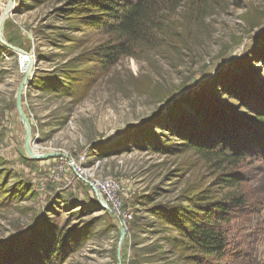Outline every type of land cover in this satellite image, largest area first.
I'll list each match as a JSON object with an SVG mask.
<instances>
[{"label": "rangeland", "instance_id": "rangeland-1", "mask_svg": "<svg viewBox=\"0 0 264 264\" xmlns=\"http://www.w3.org/2000/svg\"><path fill=\"white\" fill-rule=\"evenodd\" d=\"M75 2L11 0L0 30V264H44L38 244L68 232L81 246L60 264H264V124L253 119L264 115V0L176 1L160 10L155 41L112 66L98 53L118 36L88 26ZM14 48L33 56L30 84L41 82L23 93L32 139L65 158L29 159ZM54 74L61 84L49 83ZM226 86L251 94V108ZM196 106L236 121L229 136L248 143L244 162L202 157L160 128L198 133ZM82 157L95 179L122 185L126 222L76 175ZM238 197L221 260L192 250L169 222Z\"/></svg>", "mask_w": 264, "mask_h": 264}, {"label": "trees", "instance_id": "trees-1", "mask_svg": "<svg viewBox=\"0 0 264 264\" xmlns=\"http://www.w3.org/2000/svg\"><path fill=\"white\" fill-rule=\"evenodd\" d=\"M76 1L75 5L80 3V6L88 13L84 18L88 26L97 31L118 36L116 42L102 48L98 53V57L112 66L123 56L132 55L138 45L155 41L154 31L157 28L160 10H170L171 6L180 0ZM263 61L264 59H261V62ZM60 79L58 74H54V77L48 81L61 84ZM37 83L40 85L41 82L36 80L30 86ZM258 89L264 92L263 86H258ZM224 90L231 97L240 101L244 108L251 106V102L247 104L244 100L247 98L251 100L252 95L246 93L244 89L226 86ZM200 107L202 106H196L195 110L198 114V122L194 123V126H198V133L186 131L179 124L170 126L161 124L160 128L175 133L180 141H183L182 144L186 150H194L202 157L220 160L222 164H228L230 167H236L244 162L250 153V149L247 148L248 143L238 138L233 140L229 136L235 128L236 121L231 120L229 115L218 113L212 107L209 109L211 116L209 118L207 109L199 110ZM253 119L260 125L264 124L263 114L254 116ZM251 137H254L252 133L249 138ZM254 139L258 141L256 136ZM238 181L237 177L224 180L228 187L236 186ZM240 205H242V200L239 197L219 201L209 208L201 210L200 214L194 216L185 214L180 221L172 219L169 222L179 229L180 234L191 244L192 250L205 257L221 260L225 257L227 248V235L224 226L230 223L233 209ZM70 233L60 235L56 240H53V243L46 240L38 244L37 258L42 259L44 264H60L67 260L70 253L76 252L81 246L80 239Z\"/></svg>", "mask_w": 264, "mask_h": 264}, {"label": "built area", "instance_id": "built-area-1", "mask_svg": "<svg viewBox=\"0 0 264 264\" xmlns=\"http://www.w3.org/2000/svg\"><path fill=\"white\" fill-rule=\"evenodd\" d=\"M16 52L19 56L21 68L23 69L24 64L27 63L26 60L28 59V56L30 57L32 55L24 51ZM26 69H24V72H26ZM85 163L86 158L82 157L78 163L72 162L71 167H73L74 172L80 179L91 182L93 188L98 191L99 196L105 199V201H103L112 205L113 209H115L119 215L118 217L124 218L123 220L126 222L129 219V216L122 210L123 202L121 196L124 194L122 185L113 178H107L104 180L95 179L93 174L86 169Z\"/></svg>", "mask_w": 264, "mask_h": 264}, {"label": "water", "instance_id": "water-1", "mask_svg": "<svg viewBox=\"0 0 264 264\" xmlns=\"http://www.w3.org/2000/svg\"><path fill=\"white\" fill-rule=\"evenodd\" d=\"M10 2H11V0H9L8 7L6 8V10L4 12L6 14V16L8 15V12H9ZM5 19L4 20L0 19V30H1V32L3 30V24L5 22ZM14 49H15V51L21 52V50H18L16 48H14ZM30 57H32V58L28 62V67H27L26 72H25L26 76L24 77L23 82L20 85L19 90L17 92L16 106H17V110H18V113H19V116H20V119H21V122H22L23 130H24L25 144H26V150L28 152V155L34 160H42V159H47V158H50L52 156H55L56 154L41 153L40 151L35 149V147H37V145H36L37 141L32 139V134H31V130H30L29 121H28L27 115H26V113L24 111V108H23V93H24V90L27 89L30 86V81H31V79H32V77L34 75V72H32L33 71V67L36 64V61H34L33 56H30ZM85 182L88 183L90 186H92L91 182H89L87 180ZM94 190H95V192L98 193V191L96 189H94ZM101 204L103 205V207L105 209L110 210L109 206L106 203L101 201ZM121 228H122L121 239L124 240V238H125L124 228H123V226ZM120 260H121V258H120V255H119V261Z\"/></svg>", "mask_w": 264, "mask_h": 264}, {"label": "bare ground", "instance_id": "bare-ground-1", "mask_svg": "<svg viewBox=\"0 0 264 264\" xmlns=\"http://www.w3.org/2000/svg\"><path fill=\"white\" fill-rule=\"evenodd\" d=\"M5 1H6V0H0V12H1V11H4V10H3V8H4V7H3V3H4ZM8 2H9V0H8ZM7 7H8V3H7ZM7 7H6V8H7ZM5 10H6V9H5ZM4 12H5V11H4ZM5 16H6V14L4 13L3 16L0 17V19H3V20H4V19H5V18H4ZM31 58H32V57H29V56H28V59L26 60L27 63L24 64V69H26V67H28V62L31 60Z\"/></svg>", "mask_w": 264, "mask_h": 264}, {"label": "crops", "instance_id": "crops-1", "mask_svg": "<svg viewBox=\"0 0 264 264\" xmlns=\"http://www.w3.org/2000/svg\"><path fill=\"white\" fill-rule=\"evenodd\" d=\"M24 108V107H23ZM25 111V110H24ZM28 118V117H27ZM21 120V119H20ZM28 121H29V119H28ZM21 124H22V122H21ZM25 147H26V144H25ZM35 149L36 150H38L39 151V149L37 148V147H35ZM29 156V155H28ZM56 156H58L57 158H59V157H67L66 155H64V154H60V153H58V154H56ZM29 159H32L31 157L29 158ZM34 160V159H33Z\"/></svg>", "mask_w": 264, "mask_h": 264}]
</instances>
